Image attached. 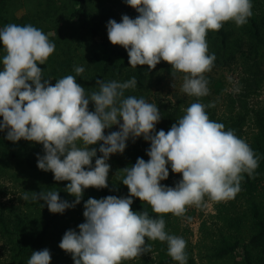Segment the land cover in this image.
<instances>
[{
  "label": "clouds",
  "instance_id": "obj_1",
  "mask_svg": "<svg viewBox=\"0 0 264 264\" xmlns=\"http://www.w3.org/2000/svg\"><path fill=\"white\" fill-rule=\"evenodd\" d=\"M125 2L139 15L122 14L119 22L110 18L106 25L109 40L127 50L133 67L148 65L150 70L161 60L167 61L186 74L182 91L195 97L209 92L204 73L211 70L215 54L208 50V31L219 30L230 20L243 25L252 15V0ZM49 35L32 24L0 27L5 51L0 57V131L7 129L5 139L13 142L24 138L42 143L44 154L37 153L38 168L51 170L56 181H69L65 189L75 196L69 202L58 191L41 190L32 191L31 198L44 201L53 213H63L80 203L89 186H108L110 155L123 153L129 138L135 141L143 136L150 141L149 159L138 157L123 168L121 181L129 195L89 197L79 231L67 229L59 247L72 254L74 264H122L150 250L147 237L167 242L169 256L186 264V240L166 231L162 215L132 210L133 197L148 202L153 213L176 216H182L187 206H201L205 197L232 199L240 191L242 174L252 175L258 166L254 150L232 129L210 119L208 106L199 101L191 103L167 131H157L161 120L157 104L125 96L126 89L136 87L135 77L123 82L98 78V90L86 94L77 81L84 68L76 66V75L50 83L51 78L45 79L38 67L55 51ZM112 125L119 130L105 134L104 129ZM98 141L103 142L99 156L97 148L89 147ZM168 165L172 172L182 173L174 186L161 183L169 177ZM23 198L29 199L27 193ZM51 259L45 247L33 250L27 264H50Z\"/></svg>",
  "mask_w": 264,
  "mask_h": 264
},
{
  "label": "rangeland",
  "instance_id": "obj_2",
  "mask_svg": "<svg viewBox=\"0 0 264 264\" xmlns=\"http://www.w3.org/2000/svg\"><path fill=\"white\" fill-rule=\"evenodd\" d=\"M67 1L0 0V10L2 9L0 11V27L8 23L24 25L27 20H30L32 25L41 29L44 33L50 34L49 39L55 43L54 34L56 33L54 28H52L53 23L50 21L54 20L58 25L56 29L62 31L60 38L63 41V45L59 46V48L66 50V58H73L76 66H83V74H91L93 69L92 57L94 56L92 47L81 46L77 40V35L75 39L71 38L65 42L69 35L73 33V30L67 24L66 16L68 10L64 9ZM89 2L93 11L105 16L103 28L107 40L112 45L125 49L122 45L113 44L109 40L107 21L110 18H114L119 22L122 14L135 18L139 13L134 8L126 10L124 8L125 0H89ZM257 11L264 15V0H259ZM233 27L232 42H235L243 36L244 25L238 26L233 22ZM55 45V51H57L58 46L56 43ZM3 55H5V51L2 43H0V57ZM50 57L51 55L45 64H38V67L43 69L45 79L52 78L47 72L50 70L48 69L49 65L54 63L52 60L51 62L49 61ZM243 64L244 60L239 59L230 68L222 70L211 69L205 72L204 76L206 79L208 74L214 76L215 79L221 78L224 86L220 93L216 92V88L212 85L214 80L208 79L209 92L202 97L190 96L182 91L185 73L172 67L167 68L161 65H156L155 68L150 70L149 68H144L143 72L147 78V88L138 89L135 96L137 98L144 97L148 102L157 104L160 113V104L169 109L174 108L173 110L178 109L181 112H185V109L196 101L205 104L208 109L210 107V111L216 112V116L220 118H226L239 112L248 113L242 139L247 143H251L260 133L253 115L258 111L264 112V67L259 87L253 90L250 89V92H247L245 89L246 82L244 81ZM169 128L164 124L161 114V120L156 124V130L164 129L167 131ZM117 130H119V126L112 125L110 128L104 129V132L108 134ZM131 141L144 150L150 145V141H146L143 136L136 138L135 141L129 138L127 142ZM78 143L82 144L79 141ZM100 143L103 142L98 141L94 145H89L90 148H97L98 156L102 155L99 152ZM37 153L43 155L44 151L43 145L35 141H29L21 145L15 155H10L6 150L0 148V209L4 210V216L9 221L14 214H22L27 219L32 233L39 231L41 226L47 222L44 216L46 209H48L44 201L31 198L32 191L40 192L42 190L46 192L54 190L58 191L62 199H66L69 202L75 199V196L68 193L65 189L69 181H56L51 170L44 171L38 168ZM94 161L95 157L93 158V164ZM127 162L124 153L110 155L108 163L111 167L108 173V185L112 188L116 189L120 185L125 174L123 168L130 167ZM168 167L169 177L161 181V183L174 186L182 178V173H174L171 171L170 165ZM26 193L29 196L27 200L23 198ZM92 197L99 198L94 194ZM257 199L264 208V180L261 183ZM42 204L44 205L43 207ZM147 204L149 203L147 202ZM149 206V209H152L150 204ZM83 211L84 204L78 203L75 207L68 208L61 215L57 224L49 226V233L44 244L35 250L47 247L52 256L50 264H74L72 254L61 249L59 242L67 229L75 228L79 231L77 225L85 221ZM246 214L245 204L235 195L234 198L223 201H213L205 197L201 206H187L182 216H176L172 213L160 215L165 220L166 231L182 236L186 240L185 251L195 257L197 264H240L239 259L241 257L239 255L226 259H217L211 258L209 254L212 246L216 244L222 234L237 232L242 238L246 240L249 238L253 229L251 219ZM240 216L245 219L241 225L237 224L236 221L241 218ZM146 243L151 246L149 251L135 258L124 260L122 264H155L160 258L162 245L158 241L151 239ZM12 252V240L8 236H4L0 230V264H10L12 262ZM31 253L23 258H17V264H27Z\"/></svg>",
  "mask_w": 264,
  "mask_h": 264
},
{
  "label": "trees",
  "instance_id": "obj_3",
  "mask_svg": "<svg viewBox=\"0 0 264 264\" xmlns=\"http://www.w3.org/2000/svg\"><path fill=\"white\" fill-rule=\"evenodd\" d=\"M258 2L259 0H252V15L248 17L247 23L243 24V36L238 41L232 42L234 21L231 20L225 22L219 30H209L206 37L209 53L215 54V60L211 69L222 70L230 68L239 59L244 60V81L246 82L245 89L247 92H250V89L253 90L259 87L264 67V15H261L257 11ZM124 8L130 10L133 7L124 2ZM64 9L68 10L66 16L68 27L73 30V33L69 35L65 42L71 38L75 39L77 35V40L81 46H90L94 50L92 73H82L77 77L78 83L85 87L86 94L98 90V85L96 84L98 78L104 81L117 80L123 82L135 77L137 80L136 87L126 89L125 96L135 95L138 89L147 88V78L143 70L144 68H149V66H131L127 50L112 45L107 40L103 28L105 16L93 11L89 0H68L64 5ZM50 21L53 23L52 28H54L56 33L54 34V40L58 49L51 54L49 59L50 62L51 60L54 62L49 65L48 69L50 70H45H48L47 72L52 76L51 83L55 84L56 79L69 74L76 75L74 71L76 64L73 62V58H66V50L59 48V46L63 45V41L60 38L62 31L56 29L58 25L54 20ZM25 23L31 24L32 22L27 20ZM157 65L167 68L172 67L171 64L164 60H161ZM208 79L214 80V82L212 81V85L216 88V92L220 93L224 86L223 80L221 78L215 79L210 74L207 75ZM160 109L163 122L168 127H171L185 113L178 109H169L162 104H160ZM89 110H94V102L92 101L89 102ZM205 110L210 119L222 122L226 129H232L238 137L243 138V130L247 122L248 113L239 112L226 118H220L216 116V112L210 111V107ZM253 116H255V124L259 128L260 133L255 137L253 142L248 144L258 157V166L254 169L252 175L248 173L242 174L243 179L240 181V191L236 194L237 198L246 206V215L251 219L253 230L247 240L239 236L237 232L222 234L216 241V244L212 246L209 254L211 258L217 259H226L239 255L241 257L239 259L240 264H264V208L257 199L261 183L264 180V112L258 111ZM1 118L0 120L3 119ZM6 132L7 129L0 131V148L6 150L10 155H15L21 145L29 142L24 138H21L17 142L7 140L5 139ZM39 144L42 145V143ZM126 145L123 153L128 161V166L133 165L138 157H142L146 161L149 159L146 150L139 148L138 144L131 141L126 142ZM149 146L146 148H149ZM93 194L99 198L107 195L120 197L129 195V191L122 181L116 189L109 185L100 189L89 186L84 190L80 203L84 204V201L92 197ZM149 207L146 201L133 197L132 210H146L152 216H160L158 213H153ZM3 212L4 210L0 209V230L4 236H8L12 240L13 252L10 264H17V258H23L33 250L41 247L49 233V226L57 224L64 213H53L49 209H46L44 217L47 222L41 226L39 231L32 233L27 219L22 214H14L13 218L9 221ZM240 217L236 221L237 224L241 225L245 219L242 216ZM148 240L150 239L145 237V242ZM156 241L162 245V249L160 258L155 264H178L177 261L169 256L167 242H162L158 239ZM185 253L187 256L186 264H197L195 257L186 251Z\"/></svg>",
  "mask_w": 264,
  "mask_h": 264
}]
</instances>
